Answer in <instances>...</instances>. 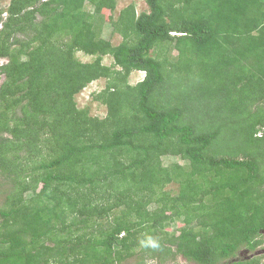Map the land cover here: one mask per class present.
<instances>
[{"label":"trees","instance_id":"obj_1","mask_svg":"<svg viewBox=\"0 0 264 264\" xmlns=\"http://www.w3.org/2000/svg\"><path fill=\"white\" fill-rule=\"evenodd\" d=\"M145 2L0 8V264H262L264 0Z\"/></svg>","mask_w":264,"mask_h":264},{"label":"rangeland","instance_id":"obj_2","mask_svg":"<svg viewBox=\"0 0 264 264\" xmlns=\"http://www.w3.org/2000/svg\"><path fill=\"white\" fill-rule=\"evenodd\" d=\"M9 0H2L0 1V8L4 10L8 6ZM129 4H134L136 7V12L139 14L140 12H144L148 10V7L146 5L145 0H117L116 4V9L114 11L113 17L115 18L118 14V12L126 7ZM6 14L3 13V17H5ZM108 20V19H107ZM101 37L105 40H109L113 44H118L121 41V36L119 34L113 33L112 32V27L108 23H103L102 29H101ZM77 57L82 61V62H90L92 61V58L84 55L81 52L77 53ZM6 62L5 59H0V65L4 64ZM103 63L105 65H110L112 64V58L109 56L104 57ZM144 77L143 72H133L130 75L129 81L131 84H135L142 80ZM3 81V77L0 76V84ZM105 81L104 80H97L89 84L81 93H79L76 96V102L77 105L80 108H87L90 115L92 116H98V117H104L106 114V109L104 106L94 102L92 100V94L97 93L101 91L104 88ZM162 162L165 166L168 164H174V163H180L183 164L184 162L179 158L178 155H173V154H167L162 157ZM166 190L170 191L173 194H176L177 191V186L175 184H170L166 187ZM3 191L5 192V187L3 184L0 186V204L2 203L3 196L2 193ZM262 239L264 240V230L261 233ZM252 256H260L261 258V263L264 264V242L257 247L255 251L252 252H246L245 248H241L237 251L235 256L230 257L229 259L225 260L226 262H232V261H237V260H245V259H250ZM138 259L137 258H131L126 261H124L121 264H137ZM145 264H161L157 260L154 261H149L147 260ZM162 264H195L193 262L188 261L181 255H177L175 259L172 261H166L165 263Z\"/></svg>","mask_w":264,"mask_h":264}]
</instances>
